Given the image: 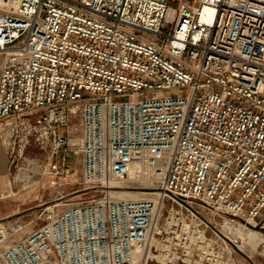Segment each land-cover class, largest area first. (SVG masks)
I'll use <instances>...</instances> for the list:
<instances>
[{
  "label": "built area",
  "instance_id": "built-area-1",
  "mask_svg": "<svg viewBox=\"0 0 264 264\" xmlns=\"http://www.w3.org/2000/svg\"><path fill=\"white\" fill-rule=\"evenodd\" d=\"M0 53L13 182H69L81 154L92 191L1 218L0 264L167 262L166 233L181 264H227L189 201L264 229V0H0ZM134 165L157 195L112 198Z\"/></svg>",
  "mask_w": 264,
  "mask_h": 264
},
{
  "label": "rangeland",
  "instance_id": "rangeland-1",
  "mask_svg": "<svg viewBox=\"0 0 264 264\" xmlns=\"http://www.w3.org/2000/svg\"><path fill=\"white\" fill-rule=\"evenodd\" d=\"M70 120L71 121H70L69 129H70L71 136L73 138L80 137L81 119L79 117V113L77 112L73 117H71ZM77 163H78L76 167L77 173L72 176L73 178L69 182H65L59 186L58 185L49 186L47 188H44V187L39 188L38 186L20 188L19 193L25 195L26 197L24 199V202L20 206L21 209H19L14 214H11L9 216L21 215L24 219H29V218L36 216L37 213H39V208H40L39 206H42L43 204L44 205L48 204L54 201L55 199H57L58 195H60V193L58 192V189H60L64 193V195H67V198H69L70 200L78 199L79 197L86 198V197L91 196L92 191L86 192L85 194H84V191H82L84 185L82 183V177H81V172H82L81 154H78ZM124 183H122L121 184L122 187L117 188V190H120V189L126 190L129 193V192H132V190L133 192L134 191L136 192V191H141L143 187L153 186V184L149 180H146V179L140 180V179H137L136 176H133V177L130 176L128 180ZM15 189L17 190L18 188H15ZM131 196L132 195H130V197L118 196L117 194H114V197H117V198H128L129 199L131 198ZM166 203H167V206L165 208L164 214L168 215V211L170 210V206L172 202L168 200ZM178 207L183 210L184 215H187V214L190 215L191 213H194L197 216H199L200 219L202 218L206 222H208V226L206 229L207 236L213 240H216L217 238L218 241L222 242V239L220 238L218 233L215 232L216 230H214V228L212 227V225H214L215 223H217L219 227L222 225L220 229H222L224 233H230L231 229H227L228 225H229L228 226L229 228H230V225L232 226V228H235L238 226L236 222H233L231 220L228 221L229 224L228 223L224 224V219L222 215H218V214L212 215V213L210 212L208 208L194 201L192 202L189 201L188 203L185 204V206H178ZM9 216H6V217H9ZM166 220L167 219L164 218L163 223H165ZM209 222H211L212 225ZM39 224H40V221H38L35 226H38ZM171 229H176V225L174 224ZM242 229H244V231L246 230L249 234V237L246 241L247 244L242 251L237 249L233 245V243L230 242V240H228L224 236V238H226L225 239L226 243L229 244V248H230V250H228V253H226L228 257L227 256L225 257L227 259V264H264V229L260 227L259 228L254 227L251 225L249 226L243 225ZM223 232L222 234L224 235ZM175 235H176L175 233H173V235L166 233L167 241L164 240L161 242V245L163 247H159L158 250H154V253H159L160 251L161 252L169 251L167 259H166L167 262L161 260V259H164L165 255L159 254V255H155L159 259L154 257L153 259H151L149 264H181V259H180V254H179L180 247H179V244L177 243V239ZM178 237H180V235H178Z\"/></svg>",
  "mask_w": 264,
  "mask_h": 264
},
{
  "label": "crops",
  "instance_id": "crops-1",
  "mask_svg": "<svg viewBox=\"0 0 264 264\" xmlns=\"http://www.w3.org/2000/svg\"><path fill=\"white\" fill-rule=\"evenodd\" d=\"M4 54L0 53V72L3 68ZM0 125V130H1ZM34 151V150H31ZM78 155L73 156L74 166L77 167ZM15 182L12 179V172L9 168V151L7 145L2 141L0 137V219L21 209V205L24 202L25 195L19 193ZM40 188V187H39ZM165 255V254H164Z\"/></svg>",
  "mask_w": 264,
  "mask_h": 264
},
{
  "label": "bare ground",
  "instance_id": "bare-ground-1",
  "mask_svg": "<svg viewBox=\"0 0 264 264\" xmlns=\"http://www.w3.org/2000/svg\"><path fill=\"white\" fill-rule=\"evenodd\" d=\"M136 167H137V165H134L130 171V174L132 175V177L136 173V170H137ZM120 184H122V182ZM157 193H158V189H156L154 186H152V187H143V189L141 191H136V192L134 191L133 192V190H132V192H129V193L126 190H121V189L120 190H114L111 192V194H112L111 196L114 197V194H117L118 196L130 197V195H132L131 198H143V197H150V196L157 195ZM115 198H117V197H115ZM122 199H128V198H122ZM228 226H227V229H231V231L228 230V231H230V233H224L222 231L224 233V236L228 240H230V242L234 243L242 251L247 244L246 241L249 237L248 232L246 230L244 231V229H242L243 224H241V223H238L237 227L234 226L235 228H232L231 225H230V228Z\"/></svg>",
  "mask_w": 264,
  "mask_h": 264
},
{
  "label": "water",
  "instance_id": "water-1",
  "mask_svg": "<svg viewBox=\"0 0 264 264\" xmlns=\"http://www.w3.org/2000/svg\"><path fill=\"white\" fill-rule=\"evenodd\" d=\"M233 245L237 248V249H239L234 243H233ZM240 250V249H239Z\"/></svg>",
  "mask_w": 264,
  "mask_h": 264
}]
</instances>
